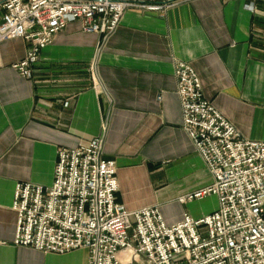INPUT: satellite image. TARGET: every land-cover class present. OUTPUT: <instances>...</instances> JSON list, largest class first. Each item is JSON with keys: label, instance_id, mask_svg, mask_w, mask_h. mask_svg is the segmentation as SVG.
Listing matches in <instances>:
<instances>
[{"label": "crops", "instance_id": "obj_1", "mask_svg": "<svg viewBox=\"0 0 264 264\" xmlns=\"http://www.w3.org/2000/svg\"><path fill=\"white\" fill-rule=\"evenodd\" d=\"M193 0L165 13L130 9L104 39L70 23L42 48L31 79L13 65L22 39L0 43V264H89L15 245V189L51 187L60 148L99 138L116 166L128 212L158 208L167 225L218 209L186 195L213 178L183 129L175 63L196 72L203 95L249 141L264 142V0ZM198 202V203H195Z\"/></svg>", "mask_w": 264, "mask_h": 264}, {"label": "built area", "instance_id": "obj_2", "mask_svg": "<svg viewBox=\"0 0 264 264\" xmlns=\"http://www.w3.org/2000/svg\"><path fill=\"white\" fill-rule=\"evenodd\" d=\"M191 1L0 0V43L25 42L13 68L31 79L42 48L70 23L106 39L130 9L165 13ZM246 1L254 11L258 0ZM190 66L175 63L183 129L214 184L181 202L215 196V213L167 225L158 208L125 210L116 197V164L104 158V126L99 138L58 150L51 187L16 186L15 245L57 255L87 249L89 264H264V142L244 138L205 99Z\"/></svg>", "mask_w": 264, "mask_h": 264}, {"label": "rangeland", "instance_id": "obj_3", "mask_svg": "<svg viewBox=\"0 0 264 264\" xmlns=\"http://www.w3.org/2000/svg\"><path fill=\"white\" fill-rule=\"evenodd\" d=\"M217 199L215 196H209L202 200V203L205 205L206 210L212 209L217 204ZM198 203V202H195Z\"/></svg>", "mask_w": 264, "mask_h": 264}]
</instances>
